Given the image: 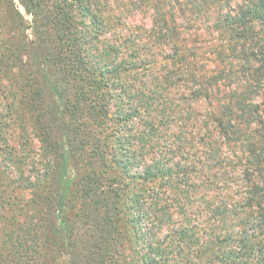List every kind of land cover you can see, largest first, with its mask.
<instances>
[{"label":"trees","instance_id":"trees-1","mask_svg":"<svg viewBox=\"0 0 264 264\" xmlns=\"http://www.w3.org/2000/svg\"><path fill=\"white\" fill-rule=\"evenodd\" d=\"M0 264H264V0H0Z\"/></svg>","mask_w":264,"mask_h":264},{"label":"rangeland","instance_id":"rangeland-1","mask_svg":"<svg viewBox=\"0 0 264 264\" xmlns=\"http://www.w3.org/2000/svg\"><path fill=\"white\" fill-rule=\"evenodd\" d=\"M16 1H17V0H16ZM20 9H21V11L23 12L22 8H20ZM129 22H130V23H141L142 21H141L140 16L135 15L133 19L129 20ZM149 22H150L149 20L146 21V23H149Z\"/></svg>","mask_w":264,"mask_h":264}]
</instances>
